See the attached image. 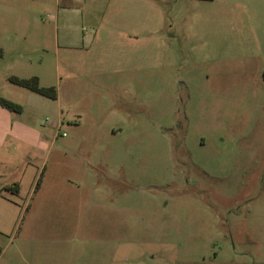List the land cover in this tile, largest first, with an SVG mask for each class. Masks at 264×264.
I'll return each mask as SVG.
<instances>
[{"label":"rangeland","instance_id":"374dc122","mask_svg":"<svg viewBox=\"0 0 264 264\" xmlns=\"http://www.w3.org/2000/svg\"><path fill=\"white\" fill-rule=\"evenodd\" d=\"M53 2L0 0V97L29 139L0 135L21 182L0 180V264H264V0H168L145 50L100 51L121 60L100 82Z\"/></svg>","mask_w":264,"mask_h":264},{"label":"crops","instance_id":"0c3cea01","mask_svg":"<svg viewBox=\"0 0 264 264\" xmlns=\"http://www.w3.org/2000/svg\"><path fill=\"white\" fill-rule=\"evenodd\" d=\"M167 1L54 0L50 7L55 13V28L62 26L57 47L61 46L70 53L71 58L66 61L68 65L75 67L79 64L81 71L89 77L87 79L100 82V77L97 76H100L103 71L115 72L112 67L119 65L121 61L113 58L112 55L106 56L105 59L101 58L102 55L100 53L107 54L110 51H121V49L134 53L137 50V43H141L140 46L145 50L147 47L146 41L150 34L154 30H161L160 24L165 18L163 3L165 4ZM177 2L174 1L173 5ZM172 7L171 9H173ZM152 13H155L158 17L154 24L151 22ZM81 25H86L90 32H80L79 27ZM158 41L163 43L162 36L158 38ZM75 52L80 53L81 60L73 58L76 55ZM143 56L142 54L141 57ZM123 63L130 71L132 61L124 60ZM100 66H106V69H100ZM29 97L37 104L47 106L50 104V101L41 99L32 93L29 94ZM58 98L57 94L55 100H58ZM2 110L0 135L11 136L18 140H29L22 133L26 132L22 124L11 122V120L16 119L11 115L10 112L12 111ZM26 130L28 131V129ZM7 184L9 183L1 180V187Z\"/></svg>","mask_w":264,"mask_h":264},{"label":"trees","instance_id":"16d2710c","mask_svg":"<svg viewBox=\"0 0 264 264\" xmlns=\"http://www.w3.org/2000/svg\"><path fill=\"white\" fill-rule=\"evenodd\" d=\"M9 80L16 85L27 88L47 98H50V99L57 98L56 88L52 85L51 86H41L39 84V79L36 75L30 76V77H19L16 75H12L9 77ZM0 106L10 111L16 112V113H20L23 109L20 103H17L15 101H12L4 97H0ZM1 188L10 193H15V192H18L19 190V183L15 182L12 184H7V185L2 186ZM1 252H2V248L0 246V254Z\"/></svg>","mask_w":264,"mask_h":264}]
</instances>
